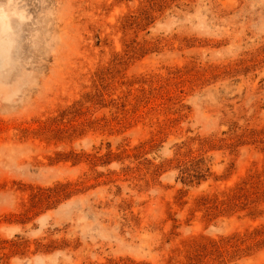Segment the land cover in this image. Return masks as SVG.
<instances>
[{
  "label": "rangeland",
  "instance_id": "374dc122",
  "mask_svg": "<svg viewBox=\"0 0 264 264\" xmlns=\"http://www.w3.org/2000/svg\"><path fill=\"white\" fill-rule=\"evenodd\" d=\"M207 243L264 264V0H0V264Z\"/></svg>",
  "mask_w": 264,
  "mask_h": 264
},
{
  "label": "trees",
  "instance_id": "16d2710c",
  "mask_svg": "<svg viewBox=\"0 0 264 264\" xmlns=\"http://www.w3.org/2000/svg\"><path fill=\"white\" fill-rule=\"evenodd\" d=\"M240 193H241V191L239 190V193L236 194V196L234 198L240 197L241 196ZM209 243L204 244V245L196 248L195 254L190 257V261L188 262V264H195V262H193V261H195L197 259H200L202 256L206 255V253H208ZM212 247H214L213 251H217L218 252V256L220 257L222 255V251L220 249V245H218V244L216 245L215 243H213Z\"/></svg>",
  "mask_w": 264,
  "mask_h": 264
}]
</instances>
